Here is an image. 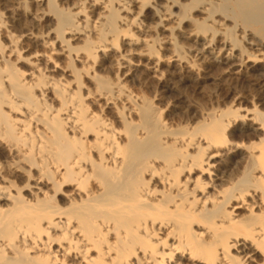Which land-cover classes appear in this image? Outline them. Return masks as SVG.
<instances>
[{
	"label": "bare ground",
	"instance_id": "bare-ground-1",
	"mask_svg": "<svg viewBox=\"0 0 264 264\" xmlns=\"http://www.w3.org/2000/svg\"><path fill=\"white\" fill-rule=\"evenodd\" d=\"M163 43L231 103L132 88ZM0 264H264V0H0Z\"/></svg>",
	"mask_w": 264,
	"mask_h": 264
},
{
	"label": "rangeland",
	"instance_id": "rangeland-1",
	"mask_svg": "<svg viewBox=\"0 0 264 264\" xmlns=\"http://www.w3.org/2000/svg\"><path fill=\"white\" fill-rule=\"evenodd\" d=\"M155 21L156 20H154V22ZM150 32L151 33L144 35L150 38L153 36L156 37L155 34H153L154 32L153 30H151ZM162 33H163L162 37L167 35V33L163 31ZM189 43L190 45H193L192 42ZM125 49L134 50L135 52V53H131V55L130 54L128 55V59L132 61L131 65L128 64L129 65L128 66L126 64L125 69L120 70L124 74L128 73L130 70L129 74L131 75H129L127 80L130 81V84L132 83L130 85L132 88L136 89L137 91L141 90L142 92L150 91V90L163 91L160 82L156 78H154L155 76L157 77L158 75L163 76L162 80L165 84L163 85L167 89H169L168 97L171 96L170 97L171 103L169 102V100H167V103H170L171 105L169 104L168 108L166 109L167 114L172 115L171 118H180L183 115V113L186 111V108L188 109L189 107L195 109L194 107H200L203 105L202 103L205 104V102H208L209 104H215V103L217 104L220 102L224 104L231 103L230 101L231 98H229L227 93L230 88H234L235 86L234 83L236 82L234 83L232 81L230 82L228 76L226 77V75L217 73V68L215 66L208 67L210 73H204L202 69L197 74H195V72H192L190 74H185L183 71L181 72L180 68L177 67L178 64L176 63V61H174L176 60V57H174L172 53L174 47L170 45V43H163V46L161 48L162 49L161 54L163 56V59L161 62H158L157 66L155 65L157 63L155 62L156 60H148V58L144 56H138L139 52L145 49L144 45L142 44L140 45L137 44L132 46L126 45ZM114 59L115 57L113 58L112 62L114 61ZM63 60L64 59L62 57V61ZM107 67L111 69L112 73L117 71V67H115V65L111 66L109 63H107L104 69L105 71ZM105 71L104 72L102 71L101 75L103 76L109 75L106 74L107 72ZM146 76H149L150 78L153 79H151L152 80L151 85H145L144 87L142 84H140L141 83L140 81ZM239 90L240 88L238 89V91ZM249 95H252V93H250ZM177 100L180 101L179 104L178 102L176 103ZM177 105L180 106V108L184 107L185 111L183 109H180L179 107L177 108ZM244 105H245L244 107L250 106L249 104L246 103Z\"/></svg>",
	"mask_w": 264,
	"mask_h": 264
}]
</instances>
